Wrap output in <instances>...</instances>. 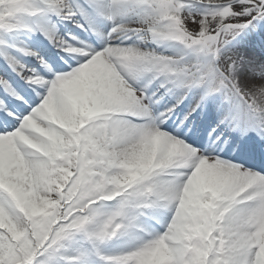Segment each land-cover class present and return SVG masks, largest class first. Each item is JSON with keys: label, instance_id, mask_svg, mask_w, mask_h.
Returning a JSON list of instances; mask_svg holds the SVG:
<instances>
[{"label": "snow or ice", "instance_id": "1", "mask_svg": "<svg viewBox=\"0 0 264 264\" xmlns=\"http://www.w3.org/2000/svg\"><path fill=\"white\" fill-rule=\"evenodd\" d=\"M0 264H264V0H0Z\"/></svg>", "mask_w": 264, "mask_h": 264}]
</instances>
